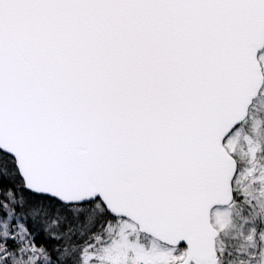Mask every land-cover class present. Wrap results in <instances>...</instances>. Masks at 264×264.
I'll list each match as a JSON object with an SVG mask.
<instances>
[{
  "label": "snow or ice",
  "instance_id": "snow-or-ice-1",
  "mask_svg": "<svg viewBox=\"0 0 264 264\" xmlns=\"http://www.w3.org/2000/svg\"><path fill=\"white\" fill-rule=\"evenodd\" d=\"M0 264H264V0H0Z\"/></svg>",
  "mask_w": 264,
  "mask_h": 264
}]
</instances>
